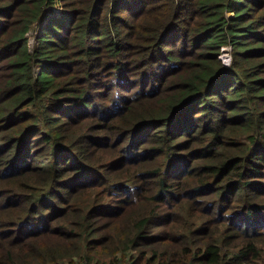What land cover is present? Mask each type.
Here are the masks:
<instances>
[{
  "label": "trees",
  "instance_id": "1",
  "mask_svg": "<svg viewBox=\"0 0 264 264\" xmlns=\"http://www.w3.org/2000/svg\"><path fill=\"white\" fill-rule=\"evenodd\" d=\"M0 264H264V0H0Z\"/></svg>",
  "mask_w": 264,
  "mask_h": 264
},
{
  "label": "rangeland",
  "instance_id": "2",
  "mask_svg": "<svg viewBox=\"0 0 264 264\" xmlns=\"http://www.w3.org/2000/svg\"><path fill=\"white\" fill-rule=\"evenodd\" d=\"M59 3L56 2L53 6L54 11H58ZM230 15V14H228ZM38 32L37 30L34 32H28V45L29 47H32L36 43V35L35 33ZM227 48V49H226ZM220 60L225 64L228 65L231 61V54L228 47H222L221 52L219 55Z\"/></svg>",
  "mask_w": 264,
  "mask_h": 264
},
{
  "label": "bare ground",
  "instance_id": "3",
  "mask_svg": "<svg viewBox=\"0 0 264 264\" xmlns=\"http://www.w3.org/2000/svg\"><path fill=\"white\" fill-rule=\"evenodd\" d=\"M227 49V48H226Z\"/></svg>",
  "mask_w": 264,
  "mask_h": 264
}]
</instances>
